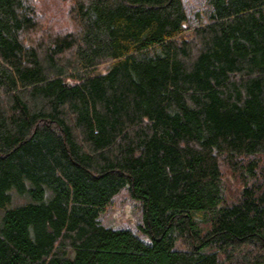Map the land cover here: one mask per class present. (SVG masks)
<instances>
[{
  "label": "trees",
  "instance_id": "trees-1",
  "mask_svg": "<svg viewBox=\"0 0 264 264\" xmlns=\"http://www.w3.org/2000/svg\"><path fill=\"white\" fill-rule=\"evenodd\" d=\"M205 3L0 0V264H264V0Z\"/></svg>",
  "mask_w": 264,
  "mask_h": 264
},
{
  "label": "rangeland",
  "instance_id": "rangeland-1",
  "mask_svg": "<svg viewBox=\"0 0 264 264\" xmlns=\"http://www.w3.org/2000/svg\"><path fill=\"white\" fill-rule=\"evenodd\" d=\"M186 9L190 17H194L197 12H205L207 6L205 0H183ZM40 9L48 15V0H42ZM60 9V6H59ZM49 12L52 13L53 9L49 8ZM264 161L262 163V170ZM261 173V174H260ZM260 174L258 180H262L263 172L258 170ZM251 181L250 184H252ZM238 194L240 193L239 187ZM143 210L141 202L134 200L129 192L124 189L116 197H114L112 203L106 208L100 218V222L106 227H112L114 229H129L140 235V237L147 241V238L139 232V226L142 225Z\"/></svg>",
  "mask_w": 264,
  "mask_h": 264
}]
</instances>
